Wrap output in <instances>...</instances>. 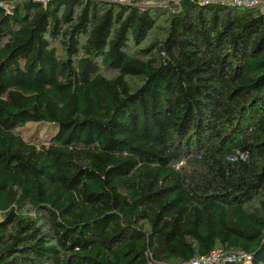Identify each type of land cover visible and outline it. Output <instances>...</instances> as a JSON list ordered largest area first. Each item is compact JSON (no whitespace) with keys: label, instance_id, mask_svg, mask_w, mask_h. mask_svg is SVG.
<instances>
[{"label":"trees","instance_id":"obj_1","mask_svg":"<svg viewBox=\"0 0 264 264\" xmlns=\"http://www.w3.org/2000/svg\"><path fill=\"white\" fill-rule=\"evenodd\" d=\"M0 214V264H264V11L0 0Z\"/></svg>","mask_w":264,"mask_h":264},{"label":"rangeland","instance_id":"obj_2","mask_svg":"<svg viewBox=\"0 0 264 264\" xmlns=\"http://www.w3.org/2000/svg\"><path fill=\"white\" fill-rule=\"evenodd\" d=\"M84 1V0H82ZM111 1H116V2H137V4L141 6H154L156 8H159V11L162 13L169 14L172 10H176L177 5L180 4L182 0H111ZM220 1H226V0H220ZM166 18V16H165ZM159 26H164L165 23L163 22V17L158 18V23ZM164 33L163 29H158L154 32V36L162 35ZM148 43H150V40L148 39L146 42H144L140 47H136L134 44L131 45L130 47V52L133 53L137 49L144 48ZM116 74L114 72H110L108 74L109 77H113ZM21 134L26 138V139H34L36 141H42L44 135L46 134L45 128L36 124V123H28L24 128L21 129ZM24 213H29V214H34L32 213L31 209L27 206L23 210ZM0 218H2V214H0ZM220 254L219 251L213 254L212 258L213 260H221L220 257L218 256ZM229 259L234 260L235 256H228ZM239 261H243L241 258ZM245 264H250L249 261H245ZM169 264H175L173 262H170Z\"/></svg>","mask_w":264,"mask_h":264},{"label":"built area","instance_id":"obj_3","mask_svg":"<svg viewBox=\"0 0 264 264\" xmlns=\"http://www.w3.org/2000/svg\"><path fill=\"white\" fill-rule=\"evenodd\" d=\"M48 2L49 0H41ZM220 1V0H218ZM224 4H231L233 6L246 8V7H252V8H259L264 11V0H226V1H220ZM251 258L247 256L246 261H249ZM250 262V261H249Z\"/></svg>","mask_w":264,"mask_h":264}]
</instances>
